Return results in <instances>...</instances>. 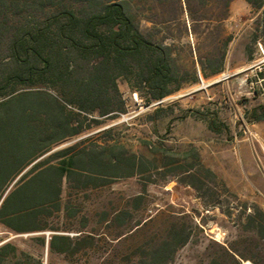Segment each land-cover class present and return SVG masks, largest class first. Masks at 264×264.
<instances>
[{"label":"rangeland","instance_id":"374dc122","mask_svg":"<svg viewBox=\"0 0 264 264\" xmlns=\"http://www.w3.org/2000/svg\"><path fill=\"white\" fill-rule=\"evenodd\" d=\"M59 1L76 9L85 5V0H53L45 12ZM130 2L143 28L173 44L180 67L190 64L188 46L207 56L229 38L224 70L209 80L199 77L198 83H192L190 72L183 74L186 83L178 92L150 106L119 78L125 112L95 113L97 122L87 118L81 135L53 147L50 153L80 142L99 145L137 165L131 177L111 176L98 187L63 194L74 212L54 221L64 229L60 234L71 238L65 254L49 252L48 232L15 236L0 229V243L10 240L42 264H138L171 242L173 230H185L190 241L168 264H206L219 245L243 248L257 240L243 232L242 224L251 208L264 212V121L249 120V112L264 104V79L258 75L264 77V4L231 0L228 17L216 21L218 1L205 10L199 0H190L192 19L183 0ZM41 20L31 9L7 14L0 18V39ZM191 222L198 228L191 229ZM78 235L92 239L77 242ZM38 236L45 239L44 247ZM247 262L253 264H242Z\"/></svg>","mask_w":264,"mask_h":264},{"label":"trees","instance_id":"16d2710c","mask_svg":"<svg viewBox=\"0 0 264 264\" xmlns=\"http://www.w3.org/2000/svg\"><path fill=\"white\" fill-rule=\"evenodd\" d=\"M199 1L205 10L211 2H220L221 17L216 21L228 17L231 0ZM245 1L253 7L264 4V0ZM49 2L53 0H0V18L28 9L42 18L18 29L11 38L0 39V229L8 235L52 232L46 243L49 252L65 254L71 238L60 234L64 229L54 221L62 213L72 218L74 212L63 194L98 187L111 176L131 177L137 163L122 152L82 142L37 160L61 142L81 135L87 118L97 122L95 113L101 117L124 113L119 78L144 106H150L178 92L186 83L183 74L190 72L192 83H198L199 77L209 80L222 73L229 38L207 56L188 46L190 64L180 67L173 44L155 39L151 29L143 28L130 0H85L80 9L59 1L46 13ZM183 3L192 19L190 0ZM177 12L182 14V6ZM258 75L264 79L262 73ZM249 120L264 121V104L249 112ZM191 223V229L198 228ZM242 230L257 240L243 248L219 245L206 264H264V212L251 208L244 215ZM168 237L171 242L151 250L138 264H168L190 241L185 230H173ZM86 239L92 238H76L77 242ZM36 240L45 246L43 237ZM0 264L42 262L7 241L0 245Z\"/></svg>","mask_w":264,"mask_h":264},{"label":"crops","instance_id":"0c3cea01","mask_svg":"<svg viewBox=\"0 0 264 264\" xmlns=\"http://www.w3.org/2000/svg\"><path fill=\"white\" fill-rule=\"evenodd\" d=\"M48 154H50V152L49 153H47L46 155H44L43 157H41L40 159H38L37 161H39V160H41L42 158H44L45 156H47ZM36 161V162H37ZM35 162V163H36ZM31 166H29L26 170H24L15 180H18L29 168H30ZM15 182V181H14ZM13 182V183H14ZM46 232H48V233H52V232H49V231H45V232H41V233H29V234H23V235H32V234H44V233H46ZM9 235H12V234H9ZM18 235H20V234H15V236H18ZM7 241H10V240H6V241H3L1 244H3V243H5V242H7ZM0 244V245H1ZM46 247H47V245H46Z\"/></svg>","mask_w":264,"mask_h":264},{"label":"water","instance_id":"95a60500","mask_svg":"<svg viewBox=\"0 0 264 264\" xmlns=\"http://www.w3.org/2000/svg\"><path fill=\"white\" fill-rule=\"evenodd\" d=\"M16 181H17V180H15V182H16ZM15 182H14V183H15ZM14 183H13V184H14ZM13 184H12V185H13ZM12 185H11V186L9 187V189L5 192L3 198L7 195L8 191L10 190V188L12 187ZM3 198H2V200H3Z\"/></svg>","mask_w":264,"mask_h":264},{"label":"built area","instance_id":"2783aa9c","mask_svg":"<svg viewBox=\"0 0 264 264\" xmlns=\"http://www.w3.org/2000/svg\"><path fill=\"white\" fill-rule=\"evenodd\" d=\"M47 237H49V233H47ZM1 244V243H0Z\"/></svg>","mask_w":264,"mask_h":264},{"label":"bare ground","instance_id":"6f19581e","mask_svg":"<svg viewBox=\"0 0 264 264\" xmlns=\"http://www.w3.org/2000/svg\"><path fill=\"white\" fill-rule=\"evenodd\" d=\"M246 264H248V262Z\"/></svg>","mask_w":264,"mask_h":264}]
</instances>
